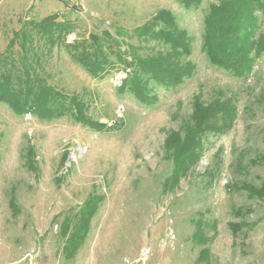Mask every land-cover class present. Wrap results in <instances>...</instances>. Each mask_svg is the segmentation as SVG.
<instances>
[{
	"label": "rangeland",
	"instance_id": "obj_1",
	"mask_svg": "<svg viewBox=\"0 0 264 264\" xmlns=\"http://www.w3.org/2000/svg\"><path fill=\"white\" fill-rule=\"evenodd\" d=\"M218 1L200 0L186 11L175 0H0V63L6 56L16 81L30 72L83 102L84 118L104 125L72 115L47 120L16 114L0 102V264H264V200L239 188L264 183V54L243 77L211 64L201 50L202 34L208 9ZM160 10L189 37L186 60L193 71L175 88L151 82L156 99L145 105L120 90L129 69L119 60L129 59V47L142 56L165 51L134 35ZM51 15L57 27L51 42L34 35L23 51L19 34L8 50L16 33L29 35L33 23ZM104 32L112 37L103 42L113 64L96 79L72 58L73 47L81 51L91 35ZM195 97L206 104L230 99L236 118L226 133L203 136L195 166L165 192L172 163L164 139L189 122ZM28 158L36 172L28 169ZM91 196L100 200L88 232L67 257L62 249L69 234L60 235L62 224L68 220L72 231ZM196 220L208 237L202 244L193 241ZM239 223L247 226L232 231Z\"/></svg>",
	"mask_w": 264,
	"mask_h": 264
},
{
	"label": "trees",
	"instance_id": "obj_2",
	"mask_svg": "<svg viewBox=\"0 0 264 264\" xmlns=\"http://www.w3.org/2000/svg\"><path fill=\"white\" fill-rule=\"evenodd\" d=\"M175 1L186 11L196 9L200 4V0ZM55 18V15H51L39 23H33L29 35H26L28 33L25 30L16 33L8 50L15 45L19 34L24 40L23 51L25 45L30 46V40L34 35L51 42L49 37L57 29L52 24ZM263 23L264 0H219L209 7L204 18L201 50L212 65L235 77L246 76L254 67L256 60L264 54V33L259 32ZM134 35L141 42L155 41L165 47L164 52L148 56H142L135 48L129 47L127 50L129 59L119 60V63L129 69L119 86L120 90L149 105L156 99L154 93L150 94L151 82L164 88H175L191 76L193 67L186 60L191 52L190 39L167 10L158 11L145 24L135 29ZM102 37L91 35L92 43L82 44L81 51L79 45L73 47L77 54L74 52L72 58L74 57L96 79L107 74L113 64L108 61L105 53L106 51L112 53L111 49L104 50L106 42H103L112 37L107 32L102 33ZM124 52L126 51L122 50V53ZM2 59L4 62L0 63V102L8 105L16 114L30 113L47 120L72 115L91 126L98 128L104 126L84 118L86 107L83 102L54 91L37 77L32 79L30 72L26 73L25 81H16L15 75L6 68V56H2ZM235 118L236 109L230 99L214 100L208 104L203 103L199 97L193 99L189 122L185 123L180 131L168 132L164 139L163 150L172 163L171 173L163 184L165 192L172 191L179 179L195 166L203 150V136L210 133H226L232 127ZM26 161L28 169L36 172L37 168L32 159L28 158ZM239 188L245 190L250 197L264 200V183L259 187L243 184ZM99 200L98 197L91 196L84 202L78 214L79 220L72 231H68L69 221L63 222L60 235L69 234L62 249L64 253H68L67 257H70L84 241ZM8 205L14 212L17 211L13 197L10 198ZM236 214L242 215V210H236ZM195 224L193 241L199 244L207 242L208 237L204 234L202 223L196 220ZM245 226L247 224L239 223L232 224L231 228L237 233ZM201 252L207 254V250Z\"/></svg>",
	"mask_w": 264,
	"mask_h": 264
},
{
	"label": "bare ground",
	"instance_id": "obj_3",
	"mask_svg": "<svg viewBox=\"0 0 264 264\" xmlns=\"http://www.w3.org/2000/svg\"><path fill=\"white\" fill-rule=\"evenodd\" d=\"M100 145H101V144H100ZM112 230H113V227H112L111 224H109V225L105 228V230L103 231V235H105V236L107 237V235H108L110 232H112ZM108 231H109V232H108ZM106 237L103 236V238H106ZM101 238H102V237H101ZM110 239H111V238H110ZM110 239H109V240H110ZM109 240H108V241H109ZM106 241H107V240L104 241L105 244H106ZM96 245H97V244H96Z\"/></svg>",
	"mask_w": 264,
	"mask_h": 264
}]
</instances>
